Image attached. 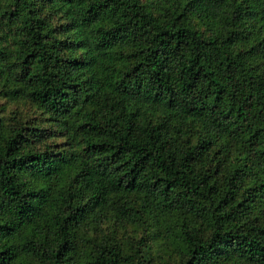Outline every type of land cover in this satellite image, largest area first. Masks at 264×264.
I'll list each match as a JSON object with an SVG mask.
<instances>
[{
    "label": "trees",
    "instance_id": "obj_1",
    "mask_svg": "<svg viewBox=\"0 0 264 264\" xmlns=\"http://www.w3.org/2000/svg\"><path fill=\"white\" fill-rule=\"evenodd\" d=\"M0 264H264V0H0Z\"/></svg>",
    "mask_w": 264,
    "mask_h": 264
}]
</instances>
